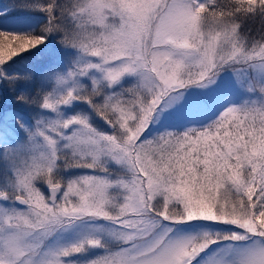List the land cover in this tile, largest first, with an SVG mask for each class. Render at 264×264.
<instances>
[{"label":"snow or ice","instance_id":"obj_1","mask_svg":"<svg viewBox=\"0 0 264 264\" xmlns=\"http://www.w3.org/2000/svg\"><path fill=\"white\" fill-rule=\"evenodd\" d=\"M0 264H264V0L0 2Z\"/></svg>","mask_w":264,"mask_h":264},{"label":"trees","instance_id":"obj_2","mask_svg":"<svg viewBox=\"0 0 264 264\" xmlns=\"http://www.w3.org/2000/svg\"><path fill=\"white\" fill-rule=\"evenodd\" d=\"M255 27H256V26H255V25H253V30H255Z\"/></svg>","mask_w":264,"mask_h":264},{"label":"rangeland","instance_id":"obj_3","mask_svg":"<svg viewBox=\"0 0 264 264\" xmlns=\"http://www.w3.org/2000/svg\"><path fill=\"white\" fill-rule=\"evenodd\" d=\"M0 2H4V0H0ZM255 31V30H254Z\"/></svg>","mask_w":264,"mask_h":264}]
</instances>
